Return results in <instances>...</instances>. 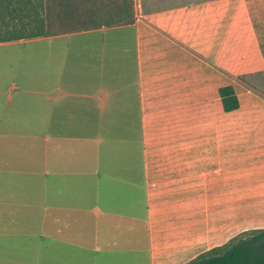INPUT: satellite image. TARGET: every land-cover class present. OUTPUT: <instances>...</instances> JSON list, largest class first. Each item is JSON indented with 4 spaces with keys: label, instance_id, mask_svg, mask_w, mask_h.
I'll return each mask as SVG.
<instances>
[{
    "label": "crops",
    "instance_id": "crops-1",
    "mask_svg": "<svg viewBox=\"0 0 264 264\" xmlns=\"http://www.w3.org/2000/svg\"><path fill=\"white\" fill-rule=\"evenodd\" d=\"M78 1L108 20L0 42V264H185L264 229V95L240 78L264 0Z\"/></svg>",
    "mask_w": 264,
    "mask_h": 264
},
{
    "label": "trees",
    "instance_id": "trees-1",
    "mask_svg": "<svg viewBox=\"0 0 264 264\" xmlns=\"http://www.w3.org/2000/svg\"><path fill=\"white\" fill-rule=\"evenodd\" d=\"M119 2V21L134 16V0ZM68 6V0H0V42L22 38H35L47 33L49 10L53 6ZM123 8V11L122 9ZM115 21H108L112 24ZM249 84L243 76L240 77ZM264 95L259 89L255 88ZM223 109L237 110L240 100L233 85L219 88ZM244 231L243 233H248ZM185 264H264V229H253L249 235L235 236L222 245L214 246Z\"/></svg>",
    "mask_w": 264,
    "mask_h": 264
},
{
    "label": "rangeland",
    "instance_id": "rangeland-1",
    "mask_svg": "<svg viewBox=\"0 0 264 264\" xmlns=\"http://www.w3.org/2000/svg\"><path fill=\"white\" fill-rule=\"evenodd\" d=\"M60 2L63 0H59ZM69 1V0H68ZM78 0H71V3ZM111 2V1H109ZM142 3H145V1H141ZM99 3L101 1L99 0ZM135 3H138V0H135ZM50 19H49V29L52 31H61L64 29H71L76 27H82L86 24H92L97 23L100 21L106 22L108 20L107 17L101 16H91V15H78L75 12H71L69 9V6L67 7H61L58 11H52L50 13ZM245 80L250 83L255 88L259 89L261 92L264 93V70H257L255 72L249 73V74H243L242 75ZM253 230V229H251ZM251 230L248 233L240 232L238 233V237L246 236L250 234Z\"/></svg>",
    "mask_w": 264,
    "mask_h": 264
}]
</instances>
